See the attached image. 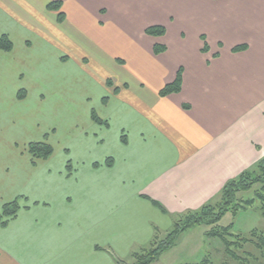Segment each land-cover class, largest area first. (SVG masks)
I'll use <instances>...</instances> for the list:
<instances>
[{
	"label": "crops",
	"instance_id": "0c3cea01",
	"mask_svg": "<svg viewBox=\"0 0 264 264\" xmlns=\"http://www.w3.org/2000/svg\"><path fill=\"white\" fill-rule=\"evenodd\" d=\"M226 1L0 0V36L14 44L17 34L24 46L0 50V215L23 203L0 223V264L128 261L264 159V0ZM53 2L63 22L47 8ZM153 26L166 35L148 36ZM157 44L165 47L158 55ZM45 58L53 69L40 76ZM20 60L32 63L44 101L28 100L29 91L20 100L21 88L5 86ZM105 61L119 73L103 88ZM179 73L181 91L162 97ZM111 117L119 133L107 138ZM43 122L50 142L51 128L64 129L71 160L52 164L54 148L47 160L27 153L32 134L17 129ZM72 142L76 155L93 158L85 167L74 165Z\"/></svg>",
	"mask_w": 264,
	"mask_h": 264
},
{
	"label": "trees",
	"instance_id": "16d2710c",
	"mask_svg": "<svg viewBox=\"0 0 264 264\" xmlns=\"http://www.w3.org/2000/svg\"><path fill=\"white\" fill-rule=\"evenodd\" d=\"M219 1V0H215ZM61 2H53L48 5V9L58 12V21L63 22L64 13L61 12ZM146 34L151 37L162 38L166 35V28L163 26H153L146 30ZM14 47L13 42L8 35L0 37V50L4 52L12 51ZM247 46H237L234 51L246 50ZM155 54H161L165 51L162 45L155 46ZM182 76L179 73L175 81L168 84L160 92L162 97H168L172 94H177L181 91ZM108 85H112L111 81ZM116 92L118 89L115 90ZM20 93L19 98H21ZM23 97V96H22ZM92 119L98 123L104 122L97 116L95 112L92 113ZM123 141L126 142L125 136ZM29 155L34 160H47L53 156L54 149L46 142L31 143L27 149ZM112 159L107 160V166H112ZM256 184H261V189L256 191L255 198L243 199L239 195L247 193L252 190ZM22 199V198H21ZM21 199L18 198L13 202L6 204L0 215V223L3 227L8 225V222L15 219L21 211ZM261 203L262 215L264 216V159H262L254 169L244 172L240 177L228 182L223 188L219 200L215 203L208 204L198 211H191L178 216L172 230L166 234L164 238L155 236V239L148 248H142L131 254L128 261L116 259V264H154L159 258L172 250L185 232L192 230L196 227L205 226L209 230L206 232L207 239H218L221 241L226 258L239 264H249V261L255 262L264 261V232L253 231L248 237L233 234V224L228 227L220 225L223 218L232 213L234 216L240 211H247L252 208L255 203ZM153 204L159 208L163 213L168 214L167 211L158 203ZM253 246L260 253V257H255L251 252L246 251V246ZM243 252V255H239ZM196 264H213L210 257L205 258L202 262ZM228 264V263H222Z\"/></svg>",
	"mask_w": 264,
	"mask_h": 264
},
{
	"label": "rangeland",
	"instance_id": "374dc122",
	"mask_svg": "<svg viewBox=\"0 0 264 264\" xmlns=\"http://www.w3.org/2000/svg\"><path fill=\"white\" fill-rule=\"evenodd\" d=\"M6 30L7 32L10 31L8 28ZM11 32L13 33L14 31L11 29ZM3 35H7V34H3ZM14 39H15V43H14L15 48H17L18 50H22L24 46H23V43L21 42V37L16 34ZM117 63H122V62L118 60ZM30 64H26L22 60L16 61V65H18L19 72L15 75L14 80L12 81L10 79L7 82L8 84H6L5 86L8 88L16 86L17 91L19 88H21L17 92L18 95L22 93L20 100H24V97L26 96V93H27L26 91H29L30 94H29L28 100L32 102L34 101V99L38 101H44L45 98L42 97L40 93H36V90H40V91H44V90L39 89V88L37 89V86H35L36 76L33 73V66ZM105 64H106L105 71L107 73H102V75L100 76V79H98V81L100 82V86L102 85V87H103L104 81L106 82L108 79H110L109 78L110 72L117 71L119 73V70L114 68L115 65L109 64L107 61H105ZM114 64L116 63L114 62ZM36 65L38 69L45 72V73H41L40 76H47L49 75L48 74L49 72H52V69H53L52 62H50L48 58L39 60V62H37ZM16 71H17V67H15V72ZM94 91L96 94L99 95V93L97 92V88H95ZM100 100H101L100 98L99 99L93 98V103L96 106L98 105L101 108ZM78 110L80 111L79 113L80 115L81 109H79V107L78 109H73V112H71L70 115H72L73 113H76ZM96 110L99 112L98 107H96ZM59 118L62 121L61 117ZM111 119H112L111 130L106 132L107 138H111L113 137V135L118 137V133H119V128L117 126V120L113 117H111ZM55 120L56 118L54 119V121ZM30 125H33V124H30ZM41 125L43 129L42 128H38L37 130L33 129L34 132L30 131L28 127H20L19 129H17V131L19 132L22 138H25V135L28 136L32 134V136L30 137H33L34 139L32 140L34 141L33 143L46 142L49 145H51L56 151V156L52 164H56L58 166V164H62L63 162L71 160V157H68L67 153L63 150V145H64L63 140L65 139L67 135L64 133V129L63 128L58 129V132L55 135L54 133H52L54 128H51L49 130V134H51L50 137H52V141L50 142L49 137H46L48 132L45 131L49 123L43 122V124ZM20 146L22 147V143H20ZM69 146L70 147L77 146V142H72V144H70ZM72 150H73L72 155L76 156L73 162L74 165L85 167L86 165L85 161L90 162V160L93 159V158H88V157L83 158V157H79L78 155H76L78 154L77 147L72 148ZM261 187H262L261 184H256L252 190L248 191L247 193H241L239 197L243 199H253L255 198L256 191L260 190ZM21 205H23V203H21ZM232 224L234 226L233 234L235 235L248 237L253 231L264 232V216L262 215L261 203L257 201L252 208H250L247 211H240L238 212L236 216H234L232 213H228L220 223L222 227H228ZM192 230L193 231L189 230L190 232L187 231L183 235H181V237L179 238L177 242V245L172 250H170L168 253L162 255L159 258V260L156 261L154 264H196V263L202 262L207 257H210L212 259L213 264H222V263L239 264L238 262H235V261H232L231 259L226 258L223 252L224 251L223 245L220 240L218 239L209 240L206 238L205 236L206 232L209 230L207 227L201 226V227H196ZM245 249L247 252H251L252 254H254L255 257H260V253L258 252V250L255 249V247L248 245L246 246ZM188 254H190L193 257L192 258L193 260L189 263L183 261L185 255H188ZM239 255H243V252H239ZM249 264H264V261L255 262L254 260H251L249 261Z\"/></svg>",
	"mask_w": 264,
	"mask_h": 264
}]
</instances>
